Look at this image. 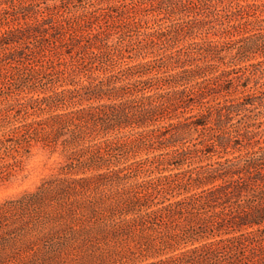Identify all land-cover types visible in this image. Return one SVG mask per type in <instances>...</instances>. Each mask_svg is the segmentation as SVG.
I'll return each mask as SVG.
<instances>
[{
	"label": "trees",
	"instance_id": "trees-1",
	"mask_svg": "<svg viewBox=\"0 0 264 264\" xmlns=\"http://www.w3.org/2000/svg\"><path fill=\"white\" fill-rule=\"evenodd\" d=\"M1 92L0 264H264V0H0Z\"/></svg>",
	"mask_w": 264,
	"mask_h": 264
},
{
	"label": "rangeland",
	"instance_id": "rangeland-1",
	"mask_svg": "<svg viewBox=\"0 0 264 264\" xmlns=\"http://www.w3.org/2000/svg\"><path fill=\"white\" fill-rule=\"evenodd\" d=\"M12 84L14 85V87H18L19 86V82L17 80H14V79H13ZM6 97L11 98V95L7 96L6 94H4V93L1 92V94H0V107L4 106L5 103L8 101V100L5 99ZM10 100H12V99H10ZM13 113H14V111H13ZM12 115L13 114H11L8 117H4V122H6V124H5V126H1L0 127V132L2 130H4L5 128H7L8 126H12V125L17 124L19 122V120H16L15 119L16 117L15 116H12ZM88 193H86V194H88ZM89 195H92V194H89ZM3 196H4V190L0 187V208H2V209H0V211H1L0 212V219L5 218L7 216V214L2 213V212L7 211V210H12L11 213H8V214H11V219L12 218H15V217L19 218L20 217V214H19L18 210H14L13 208L10 209V207H6L5 206V204L3 203ZM5 208H6V210H4ZM13 211H15L16 213H13ZM11 219L9 218V219H7V221H9Z\"/></svg>",
	"mask_w": 264,
	"mask_h": 264
}]
</instances>
